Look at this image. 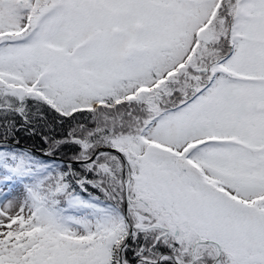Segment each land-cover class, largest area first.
Returning a JSON list of instances; mask_svg holds the SVG:
<instances>
[{"label": "snow or ice", "instance_id": "6c2138e0", "mask_svg": "<svg viewBox=\"0 0 264 264\" xmlns=\"http://www.w3.org/2000/svg\"><path fill=\"white\" fill-rule=\"evenodd\" d=\"M0 264H264V0H0Z\"/></svg>", "mask_w": 264, "mask_h": 264}, {"label": "trees", "instance_id": "16d2710c", "mask_svg": "<svg viewBox=\"0 0 264 264\" xmlns=\"http://www.w3.org/2000/svg\"><path fill=\"white\" fill-rule=\"evenodd\" d=\"M67 130V126H65V128L64 129H59V128H57V134H61L63 131H66ZM32 141H29V140H26V139H22L21 140V144L23 145V146H32ZM36 146L37 147H39L40 145H39V143H37L36 144Z\"/></svg>", "mask_w": 264, "mask_h": 264}]
</instances>
